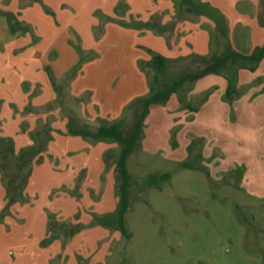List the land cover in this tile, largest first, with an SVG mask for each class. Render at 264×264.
<instances>
[{"label": "crops", "instance_id": "obj_1", "mask_svg": "<svg viewBox=\"0 0 264 264\" xmlns=\"http://www.w3.org/2000/svg\"><path fill=\"white\" fill-rule=\"evenodd\" d=\"M263 22L264 0H0V138L10 140L18 152L34 143L37 129H51V140L24 194L48 192L50 183L64 184L70 193L78 192L80 185L79 191L102 185L107 192L112 178L101 179L115 175L114 166L108 168L105 162L115 145L69 134L68 116L93 127L116 122L133 100L147 95L148 78L141 63L151 59V53L176 59L222 52L230 44L251 54L264 44ZM226 87L221 75L199 79L188 99L205 93L209 97L196 112L179 111L174 95L164 106H151L142 151L154 155L167 146L180 163L182 158L176 157H187L190 139L197 138L209 156L205 139L209 133L218 137L217 129L229 122ZM237 91L243 97L233 101L237 115L231 127L249 132L256 126L264 151V58L254 72L239 70ZM65 99L73 100L75 115L67 113ZM181 124L186 129L173 131ZM80 169L86 177L79 185L73 178ZM1 183L0 172V264H57L51 259L58 255L60 264H80L73 239L65 250L58 247L59 240L70 238L64 235L65 225L90 221L69 215L77 209L74 200L58 197L55 209L68 220L57 223L60 233L42 248L40 241L49 232L45 215L30 210L23 199L9 205ZM107 202L99 203L103 212L98 218L114 213L103 210L114 209L115 202ZM4 223L13 226L9 232ZM91 231L106 238L102 227ZM95 251L96 247L84 255L85 260L92 255L86 264L104 263L107 250Z\"/></svg>", "mask_w": 264, "mask_h": 264}, {"label": "rangeland", "instance_id": "obj_2", "mask_svg": "<svg viewBox=\"0 0 264 264\" xmlns=\"http://www.w3.org/2000/svg\"><path fill=\"white\" fill-rule=\"evenodd\" d=\"M188 65L190 61L180 62L165 73L158 74L161 83L176 78L186 71ZM144 71L149 85L154 71L148 68ZM206 94L190 96V104L198 106ZM237 97H243V93L237 92L233 101ZM233 101L227 102L230 106L229 122L217 129L220 135L212 138L209 133L205 137L209 156L202 152L203 145L201 147L194 142L190 157H176L182 158L178 159L181 162L188 159L192 163L191 169L181 168V162L174 161L173 151H169L167 146L154 155L143 152L141 144L135 147L127 159L131 186L129 208L125 215L126 235L111 229L108 219L97 217L103 212L98 208L102 201L115 202L113 210H103L116 212L118 193L114 174L101 179L107 181L112 178V186L105 193L102 185L97 190L79 191L86 177L85 171L80 169L73 178L80 185L77 186L78 192L70 193L65 191L64 184L50 183L48 192L42 190L33 195L24 194L23 203L29 204L30 210L35 213L41 211L47 225L52 222L56 226L60 220H68L55 209L58 197L68 195L74 200L77 209L68 214H73L75 219L87 216L90 221L80 223L70 238L59 240L58 247L65 250L73 239L80 253V264L87 263L85 261L92 255L86 260L83 257L95 247V252L107 250L101 264H264V151L256 126L252 132H248L246 127H231L230 123L237 115ZM64 103L70 111L67 113L75 115L73 100L65 99ZM121 120L123 128H129L134 120V110L125 109ZM181 128H184L182 124L172 130L177 132ZM171 143H174L173 137ZM113 144L115 147L106 155L107 167L112 166L120 150L117 143ZM198 153L200 157H197ZM18 222L22 223V219ZM68 226L63 229L65 237L66 232L71 233ZM98 226L106 230V238L100 236L99 239L91 231ZM4 227L8 231L13 226L4 223ZM59 231L56 228L52 232L47 231V238L49 233ZM30 233L26 235L29 238ZM44 239L40 241L41 246L48 248L53 241ZM51 260L60 264L59 255ZM97 262L100 264V261Z\"/></svg>", "mask_w": 264, "mask_h": 264}, {"label": "trees", "instance_id": "obj_3", "mask_svg": "<svg viewBox=\"0 0 264 264\" xmlns=\"http://www.w3.org/2000/svg\"><path fill=\"white\" fill-rule=\"evenodd\" d=\"M190 1L193 0H182V3ZM151 54V59L141 63V68L143 70L145 68L153 70L154 75L151 77L147 95L136 98L126 108V110H134V120L129 128H123L121 119L116 122L92 127L76 117L68 116L67 132L69 134L81 136L83 139L93 142L107 141L117 143L120 146L119 153L114 157L112 163L118 193L117 209L113 214L106 215L102 218L109 220L110 225H108L111 229L115 228L124 235L127 234L125 215L129 208L131 186V177L127 169V159L143 139L145 119L149 114L150 107L153 105H165L171 95L176 94L180 107L196 112L198 106L207 100L209 94L205 95L198 106H192L190 104L188 94L199 79L211 74L221 75L226 78L227 87L223 99L228 103H232L238 92L237 81L239 70L247 69L254 72L257 69L258 64L264 58V44L251 54L241 53L235 50L230 44L222 52L216 50L208 55L191 54L185 57L169 59L159 54ZM186 61H190V65L186 67V71L171 81L161 83L158 74L165 73L178 63ZM33 140L34 143L31 146L15 152L10 140L0 138L1 181L9 205L24 199L25 186L32 169L34 165L42 161V153L46 151L47 144L51 140V129L47 125L40 127L33 133ZM194 142H197L202 147L199 139H192L187 148L188 157H190L189 154L192 152ZM200 156L201 154L198 153L197 157ZM107 160L106 157V163H108ZM180 167L191 169L192 163L187 159L180 163ZM56 226L50 222L49 232H52ZM77 226L79 225L68 226L71 229V233L69 231L66 232V236H71L79 228ZM50 236L45 240L48 241L50 239L51 241L56 238L53 233H50Z\"/></svg>", "mask_w": 264, "mask_h": 264}]
</instances>
